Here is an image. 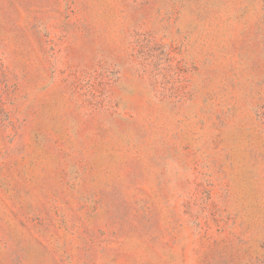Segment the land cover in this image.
<instances>
[{"label":"rangeland","instance_id":"obj_1","mask_svg":"<svg viewBox=\"0 0 264 264\" xmlns=\"http://www.w3.org/2000/svg\"><path fill=\"white\" fill-rule=\"evenodd\" d=\"M0 264H264V0H0Z\"/></svg>","mask_w":264,"mask_h":264}]
</instances>
